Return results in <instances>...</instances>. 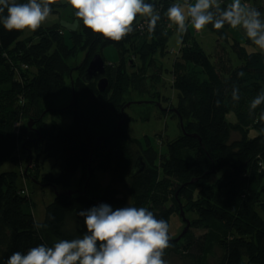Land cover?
<instances>
[{"label": "trees", "instance_id": "trees-1", "mask_svg": "<svg viewBox=\"0 0 264 264\" xmlns=\"http://www.w3.org/2000/svg\"><path fill=\"white\" fill-rule=\"evenodd\" d=\"M145 2L153 3L160 13L155 31L149 33L146 22L138 30L143 20L137 17L134 31L119 42L94 34L79 18L78 30L70 27L66 33L59 24L41 25L23 37L22 31H8L0 23V264H7L14 252L23 254L40 244L51 247L61 239L82 237L86 229L77 213L100 203L113 209L144 207L168 226L180 208L192 210L191 226L180 240L176 237L182 231H168L170 246L164 258L180 255L185 264H264V120L260 119L264 103L250 112L252 100L264 92V52L242 29L243 41L229 34L227 24L220 30L205 26L203 31L211 32L214 39L209 51L191 25L179 47L169 48L176 26H170L166 11L178 0ZM67 5L66 0H57L50 5L51 14ZM247 5L264 18V0H249ZM109 44L119 54L113 62L102 55ZM79 52L84 60L74 69L69 59ZM95 54L104 61L103 91L98 90L96 78L83 79ZM165 59L171 64L165 65ZM73 70L77 74L70 82L73 97L67 106L71 124L53 120L46 125L36 103L62 90ZM164 71L170 73L169 80L163 78ZM166 83L176 93L174 102L159 89ZM234 89L238 100L233 99ZM134 93L135 99L148 94L156 98L151 100L170 103L172 114L175 110L174 115L180 116V135L163 149L148 136L143 142L130 137L127 125L132 116L126 108L132 105L128 95ZM229 113L234 121L227 119ZM22 115L34 116L31 129L27 124L14 127ZM124 115L126 122L119 126ZM83 127L96 139L90 142ZM234 133L239 137L233 138ZM98 138L102 139L96 144ZM40 157L58 160V174L40 176L39 166L35 175L24 171L27 162L35 164ZM6 162L17 164L22 177L31 175L38 182L40 176L54 188L69 186L78 170L83 172L81 179H87L88 165L89 180L94 169L107 172L109 179L99 192L89 182L84 193L73 189L67 195L64 189L55 194L39 222L31 202L14 184L16 172L1 170ZM175 170L183 175L181 181L174 182ZM157 175L171 181L169 203L152 194ZM37 222L47 227L37 230Z\"/></svg>", "mask_w": 264, "mask_h": 264}, {"label": "clouds", "instance_id": "clouds-1", "mask_svg": "<svg viewBox=\"0 0 264 264\" xmlns=\"http://www.w3.org/2000/svg\"><path fill=\"white\" fill-rule=\"evenodd\" d=\"M66 2L86 28L117 42L134 31L133 24L137 17L146 22L149 33L155 31L160 20L155 5L145 0ZM55 3L57 0H27L26 3L0 0V23L8 31L27 29L34 32L49 17L52 11L50 5ZM5 12L6 15H3ZM166 16L170 26H176L178 44L182 42L189 25L200 32L208 24L216 30L227 24L232 29H242L247 39L264 52L262 13L241 0H231L230 3L223 0H184L183 4H171ZM233 99H239L238 89L233 90ZM262 103L264 92L252 100L250 112ZM173 112L176 113L175 110ZM177 118L181 121L179 116ZM260 119L264 120V113ZM157 144L162 145L158 138ZM89 179L87 175L86 181ZM77 214L83 217L86 229L82 237L61 239L51 247L40 244L23 254L14 252L8 257L7 264H166L163 256L164 250L170 246L169 226L148 209L133 206L113 209L111 205L100 203ZM49 219L54 217L50 216ZM34 227L39 230L47 225L37 222Z\"/></svg>", "mask_w": 264, "mask_h": 264}, {"label": "rangeland", "instance_id": "rangeland-1", "mask_svg": "<svg viewBox=\"0 0 264 264\" xmlns=\"http://www.w3.org/2000/svg\"><path fill=\"white\" fill-rule=\"evenodd\" d=\"M64 2V0H61ZM224 1H231V0H224ZM249 0H241L243 4H247ZM252 1V0H251ZM177 3L183 4V0H178ZM141 19L140 17H138ZM53 24H59L63 27L64 31L67 33L69 28L75 29L77 27L78 30V22L77 17L75 16V10L68 4L65 6L64 9L60 10L58 13H52L49 15V17L41 24L42 26L47 25H53ZM144 21H142L138 25V30H143ZM197 32V31H196ZM229 34H231L234 37L239 38L243 41L244 35L242 34L240 29H232L229 28L228 30ZM33 32L28 31L27 29L22 31V37L32 34ZM178 33L176 31H173L168 39V46L169 48H173L176 50L180 43H177L178 39ZM196 39L200 42L201 46L209 51L213 44V36L211 32L208 31H200L195 34ZM249 48V47H247ZM171 50V49H170ZM169 50V51H170ZM173 54V53H171ZM102 55L104 58L109 61L113 62L116 61L119 57V54L117 52V49L115 46L109 44L102 48ZM84 55L82 56V52L76 53L74 57L69 59L70 66H72L74 69H76L78 66L83 63ZM138 62V61H136ZM165 65L171 64L170 59H165ZM73 74L67 78L65 86L55 95H52L48 98H43L38 101V104L36 103L35 109L38 111H42L40 114V117L44 118V123L46 125H49L53 120L58 121L61 124H71L72 120V114L67 110V106L72 101L73 92L70 85V81L75 77L76 70L72 71ZM77 74V72H76ZM163 78L165 80L170 79V73L167 71L163 72ZM160 91L169 96L172 100V102L175 101V91L174 89L169 85V83H166L165 85H160L159 87ZM144 99H135L137 97L134 94L128 95V104L130 107L126 108V112L132 116V119L128 121L127 130L129 132L130 137L137 138L140 141H145V136H148L150 140H152L154 145H157L160 149H163V147L166 145L169 139H175L180 135V127L178 125V118L176 115L172 114L170 111V103H166L163 100H151L155 96L152 95H145ZM134 98V99H132ZM132 99V100H131ZM156 99V98H154ZM151 101V102H150ZM134 103V104H133ZM164 107V109H162ZM45 109H49L48 112L45 113ZM161 109V110H160ZM34 110V109H33ZM53 110V111H51ZM160 110V111H159ZM165 110V111H162ZM33 115H27L24 117L23 115L21 118H19V121L14 124V127L16 129L22 126H25L30 119H33ZM227 119L230 121H234L235 117L232 113L227 114ZM4 120V119H3ZM29 128V127H28ZM84 128V127H83ZM31 129V128H30ZM84 131L86 132V136L88 140L91 142L92 140H95L96 137L91 134V132L84 128ZM238 134L234 133L233 138H238ZM157 138L161 142L162 145L157 144ZM34 154H32V157ZM35 157V156H34ZM26 163V162H25ZM24 163V166H25ZM39 166V174H47L51 173L52 175H57L59 172V162L58 160L50 157H40L39 161L35 160V164H33V161L27 162L26 167L24 168V171H28V174L35 175L36 174V167ZM23 168V167H22ZM2 171H14V184L18 189H22L21 195L27 196V199L31 202L32 210L35 214V219L39 222L43 220L44 217V208L45 206L50 203L51 199H53L55 195V191L61 192L64 189L69 190H81L87 188L88 183L90 182L92 186H94V190L99 192L102 188H104V185L109 179V174L107 172H104L99 169H94L93 171V177L92 181L86 179H81L82 171L78 170L75 175L72 177L70 185L67 187L58 186L57 188H54L49 183H46V180L38 175V182H35L33 178L28 175H24L23 177L19 174L21 171L18 169V165L14 164L12 162H6L2 168ZM23 175V174H22ZM12 175L10 176V178ZM156 184L154 185L152 189V194L157 197L158 200L162 202L169 203L171 202V196H173V187L171 186L170 179H164L161 180V175H157ZM183 178V175L178 171L175 170L174 173V182L181 181ZM85 180V181H84ZM84 182V183H83ZM86 183V186H85ZM183 213L184 219L188 221H192L193 219V212L191 211H181V208L174 213V216L172 215L170 217V223H169V232L170 233H179L182 231L185 227L184 222L181 220L182 216H180V213ZM177 214L179 216H177ZM176 223V224H175ZM191 226V223L188 227L187 232L189 231V228ZM176 236V234H175ZM181 239V238H180ZM178 239V240H180ZM216 253H219V250L217 247H215ZM163 259L166 261V264H185L180 255H172L168 258ZM212 259V258H210Z\"/></svg>", "mask_w": 264, "mask_h": 264}, {"label": "water", "instance_id": "water-1", "mask_svg": "<svg viewBox=\"0 0 264 264\" xmlns=\"http://www.w3.org/2000/svg\"><path fill=\"white\" fill-rule=\"evenodd\" d=\"M104 72H105L104 61H103V59L101 58V56L99 54H95L88 61V64H87V66H86V68L84 70L83 79L85 81H92L94 79V77L99 76L100 79L97 82V87H98L99 91H103L106 88V85H107V79L103 77ZM179 118H180V116H179ZM125 122H126V118L124 116L123 119L121 120V122L119 123V126L124 124ZM32 125H33V120L30 119L29 122L27 123V126L29 128H32ZM194 137H196V136H194ZM101 139L102 138H98L97 141H96V144H98ZM90 160L91 159H89L88 164H90ZM136 166H137V162H135V164H134V167H136ZM89 178H90V165H88V179ZM72 192L73 191H71V190L65 191V193L67 195L72 194ZM84 192H85V189L81 193H84ZM57 193H59V192L56 191L55 194H57ZM180 216H182V219L186 221V226L182 230L181 234H179L176 237V239H179L184 234V232H186L187 227L189 225L188 220L184 219L182 212L180 213Z\"/></svg>", "mask_w": 264, "mask_h": 264}, {"label": "flooded vegetation", "instance_id": "flooded-vegetation-1", "mask_svg": "<svg viewBox=\"0 0 264 264\" xmlns=\"http://www.w3.org/2000/svg\"><path fill=\"white\" fill-rule=\"evenodd\" d=\"M95 78H96V82H98V80L100 79L99 76L94 77V79H95Z\"/></svg>", "mask_w": 264, "mask_h": 264}, {"label": "bare ground", "instance_id": "bare-ground-1", "mask_svg": "<svg viewBox=\"0 0 264 264\" xmlns=\"http://www.w3.org/2000/svg\"><path fill=\"white\" fill-rule=\"evenodd\" d=\"M85 56H86V54H85ZM71 82V81H70Z\"/></svg>", "mask_w": 264, "mask_h": 264}]
</instances>
